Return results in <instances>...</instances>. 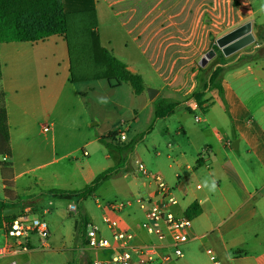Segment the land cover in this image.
Masks as SVG:
<instances>
[{"label":"crops","instance_id":"0c3cea01","mask_svg":"<svg viewBox=\"0 0 264 264\" xmlns=\"http://www.w3.org/2000/svg\"><path fill=\"white\" fill-rule=\"evenodd\" d=\"M94 2L102 45L117 58L112 47L115 45L113 37L121 33H136L138 40L147 34H151L155 41L167 36L177 43L172 47H176L178 56H186L195 45H203L197 57H203L218 45L221 37L246 23H252L255 38L263 34L264 21L260 22L264 16L263 0ZM123 18L131 21H120ZM103 19L110 25L105 27L106 33L110 32L107 43L103 42L102 37ZM116 20L121 31L111 30V27L118 26L113 22ZM139 48L142 53L145 52L142 45ZM256 52L250 45L233 55L223 54L225 61L214 65L213 70L217 67L226 69L222 81L224 98L217 89L207 91L206 111L192 99L194 93L202 89V79L190 80L192 89L181 93V97H184L182 105L189 112L204 114L203 118L195 114L200 118V122L194 120L198 127H191L188 131L181 127V131L189 135L191 149L197 150L196 157L178 152L171 144L167 145L169 152L164 157L162 151L157 152V162L152 171L162 175L175 188V194L180 199V204L174 208L176 215L187 216L186 211L193 204L200 209L192 219L190 241L183 246L185 256L175 261L178 264H264V56L245 58V63L238 66L241 58ZM195 62V58H192L188 60V65ZM125 64L129 70L140 74L134 66ZM0 65L12 147V156L6 161H13L14 171L13 197L10 198L6 196L0 168V191L3 193L0 199L10 205L7 209L38 214V208L27 207L15 191L17 181L29 171L18 172L19 148L23 143H28L35 123L54 110L55 102L70 97L69 87L72 83L68 44L59 35L38 42L0 44ZM160 73L163 75V71ZM206 77L208 74L203 78ZM172 80L177 81V74L174 73ZM197 87L200 89L195 90ZM158 90L154 99L162 93V88ZM204 148H208L209 152L203 155ZM135 178L140 194L124 199L133 202L126 209L133 212L128 219L120 216L124 211L119 217L127 227L142 234L143 213L134 200L141 194H150L152 189H149L148 180L141 174H136ZM134 209L139 210L141 215ZM47 213L46 209L43 210L44 215ZM6 222L2 226L4 233ZM142 241L144 239L137 240L138 243ZM38 243V236H32L31 246L36 247ZM28 256H31L30 253ZM79 258L81 254L78 255V262ZM27 259L21 254L9 256L0 264H31ZM92 259L89 258L90 261ZM134 264L140 263L135 260Z\"/></svg>","mask_w":264,"mask_h":264},{"label":"rangeland","instance_id":"374dc122","mask_svg":"<svg viewBox=\"0 0 264 264\" xmlns=\"http://www.w3.org/2000/svg\"><path fill=\"white\" fill-rule=\"evenodd\" d=\"M129 20L120 19L122 22ZM102 21L103 42L107 43L110 32L106 33L105 27L110 25L104 19ZM262 21L264 16L261 17ZM113 22L118 25L117 20ZM118 27L121 28L118 25L111 27V30L121 31ZM113 38L115 54L143 75L146 91L136 95L127 82L112 87L107 80H95L94 76L89 77V73L83 75L80 68L74 67L70 77L69 99L56 101L54 110L35 123L28 143H23L19 148L18 172L29 171L17 181L15 191L27 207L38 208L40 213L33 212L30 216L45 220L51 232L50 247L40 248L38 243L33 250L21 254L31 264H88L95 252L86 248V235L79 229L82 218L87 217L91 225H98L103 234L111 239L98 203L105 206L115 200L137 197L140 189L135 175L140 174L139 163L154 173L152 170L157 162V152L162 151L164 157L169 152L168 144L174 145L178 152H184L188 157L197 155V150L190 147L189 135L183 133L181 127L184 126L186 131L198 127L194 116L198 114L203 118L204 114L189 112L182 105L184 97H181V93L192 89L190 80H201L208 74L222 54L219 46L213 47L217 55L202 67L201 61L207 53L203 57L197 55L203 45H195L186 56H178L176 47H172L177 43L167 36L155 41L151 34H147L138 40L136 33H121ZM140 45L145 52H141ZM131 58H134L133 62ZM192 58L196 62L188 65V60ZM160 71H163V75ZM174 73L177 74V81L172 80ZM158 88H162L161 95L151 99L149 91H159ZM199 89L197 87L195 90ZM166 99L178 101L181 105L171 116L157 119L155 112L158 104ZM45 125L52 126L53 131L43 132ZM118 131H125L127 140L112 137ZM131 143L134 149L125 155L121 163L122 155L116 146ZM173 151L176 152L175 149ZM2 159L0 156L1 163ZM108 169H113L110 178L87 200L58 199L48 192L51 189L82 190ZM0 194L3 197L2 191ZM71 206L76 208L72 209ZM45 209L48 213L44 215ZM134 211L141 215L139 210ZM132 212L125 210L120 216L128 219ZM5 239V233L0 228V244ZM79 254L81 258L78 262Z\"/></svg>","mask_w":264,"mask_h":264},{"label":"trees","instance_id":"16d2710c","mask_svg":"<svg viewBox=\"0 0 264 264\" xmlns=\"http://www.w3.org/2000/svg\"><path fill=\"white\" fill-rule=\"evenodd\" d=\"M98 25L94 0H0V44L38 42L55 35L62 36L68 44L71 75L74 67L80 68L83 75L89 73V77L94 76L95 80H107L112 87H118L127 82L131 85L134 94H142L146 90L143 77L129 70L124 62L102 45ZM263 56L264 49L253 55H245L241 58L238 66L245 63V58L258 59ZM223 61H225V56L221 54L214 65L223 64ZM214 65L210 71L208 70V77L202 78V89L192 96V99H195L204 111L207 110V107H204L207 91L217 89L220 96L224 98L222 81L226 69L217 67L213 70ZM179 105L180 103L173 100H162L156 109V118L162 119L171 116ZM117 135L118 132H115L112 137L116 138ZM116 149L122 155V163L125 160V155L133 151L134 144L117 145ZM0 156L4 158L0 165L1 177L6 187V196L11 198L13 197L14 171L12 163L6 161L12 156V147L1 65ZM112 172L113 169L105 170L90 185L79 191L51 189L48 192L58 199L87 200L105 180L110 178ZM9 206L0 199V228L4 221H11L16 217V215H4ZM199 212V206L193 204L186 211V215L193 219ZM89 225V219L83 217L79 229L86 235Z\"/></svg>","mask_w":264,"mask_h":264},{"label":"built area","instance_id":"2783aa9c","mask_svg":"<svg viewBox=\"0 0 264 264\" xmlns=\"http://www.w3.org/2000/svg\"><path fill=\"white\" fill-rule=\"evenodd\" d=\"M263 47L264 28L262 36L255 38L252 49L256 52ZM195 121L200 122V118L195 116ZM52 130L50 125L43 127V132ZM117 138L127 140L125 131H118ZM208 152V148L202 150L203 155ZM85 155L88 153L85 152ZM139 171L148 180L149 189H152L150 194H141L134 200L143 213L142 234L127 227L119 217L120 213L132 206V201L115 200L105 206L98 203L111 239L103 234L98 225L88 226L87 247L95 252L91 264H134L135 260L140 264H168L185 256L183 246L190 241L192 219L176 215L174 208L180 204V199L175 194V188L162 175L149 172L143 163H139ZM30 215L19 212L13 220L6 222V241L0 245V262L6 257L18 256L36 248L30 244L32 236H38L40 248L50 247L48 223ZM139 238L144 241L138 243ZM212 260L215 261L214 256Z\"/></svg>","mask_w":264,"mask_h":264},{"label":"water","instance_id":"95a60500","mask_svg":"<svg viewBox=\"0 0 264 264\" xmlns=\"http://www.w3.org/2000/svg\"><path fill=\"white\" fill-rule=\"evenodd\" d=\"M255 42V36L252 32V23H246L238 29L226 34L221 37L217 44L222 49V52L225 56L233 55L242 49L252 45ZM216 56L214 50L209 51L203 60L201 61V66L204 67L207 65L208 61ZM158 94L157 90H150L149 95L151 99H154ZM238 144V143H237ZM235 145V144H234ZM6 215H16L19 213L18 209H6L4 212Z\"/></svg>","mask_w":264,"mask_h":264},{"label":"clouds","instance_id":"9594fccd","mask_svg":"<svg viewBox=\"0 0 264 264\" xmlns=\"http://www.w3.org/2000/svg\"><path fill=\"white\" fill-rule=\"evenodd\" d=\"M215 186L213 185V188H214Z\"/></svg>","mask_w":264,"mask_h":264}]
</instances>
